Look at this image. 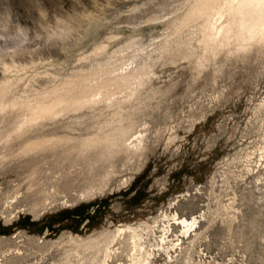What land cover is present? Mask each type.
I'll return each mask as SVG.
<instances>
[{"label":"rangeland","instance_id":"obj_1","mask_svg":"<svg viewBox=\"0 0 264 264\" xmlns=\"http://www.w3.org/2000/svg\"><path fill=\"white\" fill-rule=\"evenodd\" d=\"M193 1L0 0V264H264V40L206 46Z\"/></svg>","mask_w":264,"mask_h":264},{"label":"bare ground","instance_id":"obj_2","mask_svg":"<svg viewBox=\"0 0 264 264\" xmlns=\"http://www.w3.org/2000/svg\"><path fill=\"white\" fill-rule=\"evenodd\" d=\"M214 15H219L217 18L220 20L219 23L214 21ZM200 16L207 19L202 36L206 46L226 45L234 40L238 48H244L254 41L264 40V0H194L185 13L182 24L189 23ZM126 79V75L122 74L116 78L115 82L121 83ZM95 86L97 85L89 83L82 86L80 81H72L65 87L57 89L53 94H44L33 101L20 102L19 105L22 109L28 112V116L25 114L27 117L21 125L52 116L61 111L76 110L96 102L100 90L96 92ZM3 88L4 85H0V92L3 91ZM125 131L121 128L102 138L88 139L84 144L87 146L105 142L107 146L112 147L119 144ZM33 145L35 143L31 144V146ZM198 217V215L191 217L177 215L175 218L186 228L185 231H188L190 227L197 224ZM132 238L133 244L142 245L139 242L141 237H137L135 234ZM139 249L141 250V248Z\"/></svg>","mask_w":264,"mask_h":264}]
</instances>
